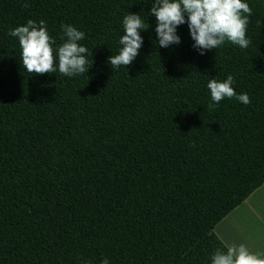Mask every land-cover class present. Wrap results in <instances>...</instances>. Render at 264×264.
<instances>
[{
	"label": "trees",
	"instance_id": "obj_1",
	"mask_svg": "<svg viewBox=\"0 0 264 264\" xmlns=\"http://www.w3.org/2000/svg\"><path fill=\"white\" fill-rule=\"evenodd\" d=\"M243 2L248 48L201 55L187 23L158 45L152 0H0V264H211L227 251L215 226L264 183V0ZM129 12L149 27L113 69ZM29 19L57 50L62 24L83 31L88 72L57 60L29 73L9 35ZM228 75L251 103L211 100L208 81Z\"/></svg>",
	"mask_w": 264,
	"mask_h": 264
},
{
	"label": "clouds",
	"instance_id": "obj_2",
	"mask_svg": "<svg viewBox=\"0 0 264 264\" xmlns=\"http://www.w3.org/2000/svg\"><path fill=\"white\" fill-rule=\"evenodd\" d=\"M150 14L156 17L155 31L160 47L179 44L177 27L184 23L188 25L194 41L193 47L201 55L205 50L217 49L226 41L245 49L251 43L246 37V31L252 9L243 0H152ZM123 26L119 54L108 57L113 69L128 66L134 61L143 44L140 31L149 27H145L138 13L131 12L123 18ZM61 27L63 43L58 50L53 47L55 38L48 34L44 20L37 23L29 19L26 24L9 30V35L19 40L22 63L29 73H54L57 71V60L58 71L65 76L88 72L93 63L88 57H92V53L79 43L84 39L85 33L71 24H62ZM234 83L232 75H228L223 81L209 80L207 87L210 89L211 100L218 104L224 98L231 99L235 96L243 104L251 103L247 93L237 95ZM101 264H109L108 259H103ZM211 264H264V258L251 253L244 244L231 245L226 252L218 249L211 258Z\"/></svg>",
	"mask_w": 264,
	"mask_h": 264
},
{
	"label": "crops",
	"instance_id": "obj_3",
	"mask_svg": "<svg viewBox=\"0 0 264 264\" xmlns=\"http://www.w3.org/2000/svg\"><path fill=\"white\" fill-rule=\"evenodd\" d=\"M228 247L244 244L264 258V183L234 208L214 228Z\"/></svg>",
	"mask_w": 264,
	"mask_h": 264
}]
</instances>
